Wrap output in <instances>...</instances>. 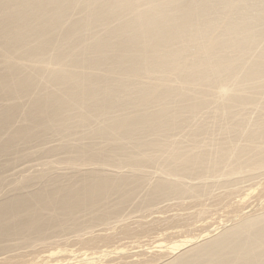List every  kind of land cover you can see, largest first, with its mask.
<instances>
[{"label":"bare ground","instance_id":"bare-ground-1","mask_svg":"<svg viewBox=\"0 0 264 264\" xmlns=\"http://www.w3.org/2000/svg\"><path fill=\"white\" fill-rule=\"evenodd\" d=\"M0 264H264V0H0Z\"/></svg>","mask_w":264,"mask_h":264}]
</instances>
